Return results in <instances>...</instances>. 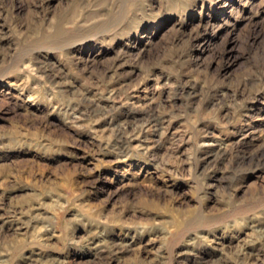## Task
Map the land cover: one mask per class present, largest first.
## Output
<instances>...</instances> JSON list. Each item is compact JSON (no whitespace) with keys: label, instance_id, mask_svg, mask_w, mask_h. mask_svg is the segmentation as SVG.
<instances>
[{"label":"rangeland","instance_id":"374dc122","mask_svg":"<svg viewBox=\"0 0 264 264\" xmlns=\"http://www.w3.org/2000/svg\"><path fill=\"white\" fill-rule=\"evenodd\" d=\"M0 264H264V0H0Z\"/></svg>","mask_w":264,"mask_h":264},{"label":"bare ground","instance_id":"6f19581e","mask_svg":"<svg viewBox=\"0 0 264 264\" xmlns=\"http://www.w3.org/2000/svg\"><path fill=\"white\" fill-rule=\"evenodd\" d=\"M125 98V97H124ZM152 129V128H151ZM100 242V241H99ZM92 254V253H91Z\"/></svg>","mask_w":264,"mask_h":264}]
</instances>
